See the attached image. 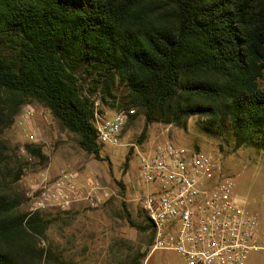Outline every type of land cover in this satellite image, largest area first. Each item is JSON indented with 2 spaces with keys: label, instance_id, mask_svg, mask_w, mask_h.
<instances>
[{
  "label": "trees",
  "instance_id": "trees-1",
  "mask_svg": "<svg viewBox=\"0 0 264 264\" xmlns=\"http://www.w3.org/2000/svg\"><path fill=\"white\" fill-rule=\"evenodd\" d=\"M97 100L113 112L134 109L122 135L141 117L138 141L152 123L186 129L196 117L215 136L229 131L235 149H264V0H0V264L71 263L39 240L62 213L29 215L17 186L48 167L44 143L11 144L3 133L37 104L103 159L94 118L106 111ZM139 215L127 213L128 222L150 246L151 224L140 207Z\"/></svg>",
  "mask_w": 264,
  "mask_h": 264
},
{
  "label": "built area",
  "instance_id": "built-area-1",
  "mask_svg": "<svg viewBox=\"0 0 264 264\" xmlns=\"http://www.w3.org/2000/svg\"><path fill=\"white\" fill-rule=\"evenodd\" d=\"M35 109L23 107L15 123L24 128L25 143L43 142ZM134 109L95 113L97 142L118 146ZM137 150L138 178L133 182L138 206L152 229L150 253L175 251L184 264H247L253 254L264 256V212L240 206L234 182L222 172L220 158L172 141L160 142L151 152ZM20 153L28 155L24 146ZM31 160L32 156L28 155ZM96 177L82 180L79 172L48 168L34 175L26 189L28 214L97 207L103 199Z\"/></svg>",
  "mask_w": 264,
  "mask_h": 264
},
{
  "label": "rangeland",
  "instance_id": "rangeland-1",
  "mask_svg": "<svg viewBox=\"0 0 264 264\" xmlns=\"http://www.w3.org/2000/svg\"><path fill=\"white\" fill-rule=\"evenodd\" d=\"M82 82L87 87L91 78L86 77ZM96 103L105 113H114L107 105L100 104L98 100ZM33 105L38 133L49 156L47 168L52 172L62 168L76 170L82 180L94 176L101 187L99 192L103 202L97 207L80 206L67 212L49 211L62 214L54 216L45 238L39 239L40 245L50 246L60 257L70 260V264H121L127 255L137 251L148 255L142 260L143 264H184L175 251L155 250L150 254L148 233L131 226L127 217L129 213L131 219L141 221L132 188V180L144 187L138 178L140 157L136 156V152H151L160 142L172 141L195 147L220 158L222 172L234 182L233 196L237 203L247 210L264 212V149L251 146L235 149L229 131L223 136H215L204 130L196 117H191L186 129L152 123L147 126L143 139L138 141L144 127L143 118L138 117L127 126L121 144L103 146V159H96L80 149L67 131L55 128L50 112ZM25 134L24 128L14 121L3 133V138L11 144L22 145L26 141ZM131 147L134 153L130 155L129 166H125V157ZM37 173L28 171L23 175L18 189L26 193ZM118 180L123 183V188ZM123 203H126V208ZM247 264H264V256L253 254Z\"/></svg>",
  "mask_w": 264,
  "mask_h": 264
},
{
  "label": "crops",
  "instance_id": "crops-1",
  "mask_svg": "<svg viewBox=\"0 0 264 264\" xmlns=\"http://www.w3.org/2000/svg\"><path fill=\"white\" fill-rule=\"evenodd\" d=\"M112 114H113V113H108V115H112ZM151 253H152V252H151ZM151 253H150V254H151ZM147 256H148V255H147ZM147 256H146V257H147Z\"/></svg>",
  "mask_w": 264,
  "mask_h": 264
}]
</instances>
